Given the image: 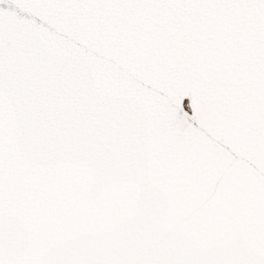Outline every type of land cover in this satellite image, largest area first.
Masks as SVG:
<instances>
[{
    "label": "snow or ice",
    "instance_id": "1",
    "mask_svg": "<svg viewBox=\"0 0 264 264\" xmlns=\"http://www.w3.org/2000/svg\"><path fill=\"white\" fill-rule=\"evenodd\" d=\"M0 264H264V0H0Z\"/></svg>",
    "mask_w": 264,
    "mask_h": 264
}]
</instances>
